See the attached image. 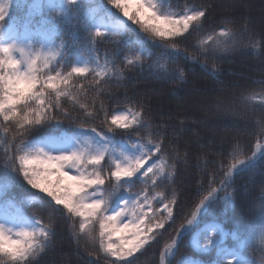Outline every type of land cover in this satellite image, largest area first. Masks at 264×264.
Segmentation results:
<instances>
[{
    "label": "snow or ice",
    "instance_id": "6c2138e0",
    "mask_svg": "<svg viewBox=\"0 0 264 264\" xmlns=\"http://www.w3.org/2000/svg\"><path fill=\"white\" fill-rule=\"evenodd\" d=\"M11 3L12 0H0V118L4 122L0 125L4 133L0 141L4 145V167L14 175L6 174V183L0 185V196H7V185L20 176L36 190L29 194L27 207L42 209L48 205L51 212L47 224L42 223L35 212L29 215L24 207L15 203L11 205L16 208L15 212L0 214V264H33L51 244L57 213L71 221L73 238L77 242L86 238L98 248L97 253L89 251V257L96 255L99 260L102 253L106 264H117V261L133 264V259L129 258H134L137 252L162 235L160 230L166 224L175 223L180 214L178 211L174 215L179 202L177 191H167L174 183L176 165L168 164L163 140L153 142V135L162 136V133L139 135L141 130L151 128L144 119V102L136 99L139 94L125 92L121 100L119 95L108 93L117 103L128 105L118 114L109 116L100 99L103 88L110 80L126 79V72L137 68L138 75L147 72L160 82L179 80L185 83V69H169L167 64H178L181 57L199 64L200 57L215 58L233 51L238 45L237 33L221 28L218 33L212 32L198 42V55H187L178 38L187 39L185 33L191 35L202 30L210 5L186 4L181 10L172 11L170 0H107L122 13V17L105 12V16L95 23L87 22L95 20L94 16L87 17L83 27L88 34V51L94 53L97 37H119L114 41L118 45L133 43L131 39H125L130 31L135 33L139 51L125 56L121 62L123 67L118 64L120 49L117 47L112 53L105 54L103 63L100 57L91 55L88 59L77 60L70 71L62 73L55 69V64L64 61L62 49L65 45H56V28L60 23H71L76 18L83 0H48L46 4L32 5L53 25L52 29L40 33L38 47L34 46L31 37L22 38L11 25ZM94 11L97 14L104 11L103 5H98ZM128 21L137 25L139 31L132 29ZM252 47H259V42L253 43ZM149 52L155 54L156 59L145 68L143 60ZM201 67L206 69L207 65ZM44 69L55 71V75L45 73ZM88 73H94L91 91L96 92L91 106L86 97L74 95L69 88L74 75ZM217 73L218 69L214 67L213 74ZM261 95L264 97V93ZM63 98L81 110L79 121L63 108ZM97 99H100L99 107L96 106ZM101 113L107 132L98 131L96 127L85 128L88 119H99ZM58 117L70 121L59 135L39 131L52 121L59 124ZM260 130L264 133V122L260 124ZM117 136L122 139L117 140ZM154 156L157 159L154 160ZM231 157L232 163L226 170L221 165L223 176L219 184L215 177L209 181L206 194L164 244L159 264H166V261L172 264L189 238L191 255L181 256L177 264H196L192 258L196 250H214V264H264V194L259 197L258 214L243 228L229 233L219 219L204 221V217H218L234 206V196L229 191L234 178L256 168L258 159L264 158V145L258 142L251 155L245 156L236 144ZM170 158L185 165L189 162L187 150L184 156L177 153ZM203 159H206L205 155L197 157L196 167ZM137 183L143 187L134 192ZM162 185L166 187L162 188ZM202 191L201 185L197 194ZM117 232L127 233L117 236L118 244L112 239ZM226 236H231L234 241L230 248L224 246ZM250 249L259 250V261L247 256ZM109 256L116 257V261L108 262ZM87 264L95 262L90 259Z\"/></svg>",
    "mask_w": 264,
    "mask_h": 264
},
{
    "label": "trees",
    "instance_id": "16d2710c",
    "mask_svg": "<svg viewBox=\"0 0 264 264\" xmlns=\"http://www.w3.org/2000/svg\"><path fill=\"white\" fill-rule=\"evenodd\" d=\"M47 2L48 0H12L10 6L11 25L22 38L31 37L36 47L40 43V33L52 29L53 25L43 12L37 13L32 5ZM101 4L104 11L97 14L94 10ZM186 4L198 7L210 5L206 18L203 20L202 30L192 32L191 35L185 33L187 39L178 38L182 50L187 55H198L196 48L198 42L212 32L218 33L221 28H228L237 33L238 45L235 50L223 55L218 54L215 58L200 57L199 64L183 57L179 58L178 64H167L169 69L176 67L185 69V83L179 80L160 82L150 77L147 72L138 75V68L129 70L125 74L126 79L110 80L104 86V94L100 97L111 116L118 114L128 105L123 102L117 103L114 98L107 95L108 93L119 95L121 100L125 92L129 95L139 94L136 95V99L144 102L146 106L144 119L151 124V128L141 130L139 135L146 137L150 132L162 133V136L153 135V142L162 139L168 164L176 165L174 183L167 188V191L171 192L173 189L177 191L179 202L174 208V215L178 211L180 214L176 216L175 223L166 224L164 229L160 230L162 235H158L155 241L138 254L133 259V264H159L160 251L164 244L175 234V229L184 222L185 217L190 214L202 195L206 194L209 181L215 177L216 184H219L223 170L232 163L233 147L239 144L243 155L250 156L255 150V145L264 140V133L260 130V124L264 122V97L261 95L264 93V69L260 68L264 66V0H170V10L179 11ZM113 8L107 0H83L82 7L74 20L71 23L62 22L58 25L55 43L58 47L61 43L65 45L62 49L65 59L62 63L55 64L56 70L67 73L74 62L88 59L91 55L100 57L103 63L105 54L112 53L117 47L120 49L118 64L123 67L121 63L123 58L139 51L140 45L135 42V33L131 31L125 39H131L133 43L118 45L114 41L119 40V37H97L94 53L88 51V34L83 27L86 18L94 16L95 20L87 22L95 23L101 16H105V12L112 11ZM128 24L132 29L139 31L137 25L131 22ZM255 42H259V47H252ZM154 51L158 52V50ZM155 59V54L146 53L143 60L144 67L147 68ZM205 64L206 69L201 67ZM214 67L218 69L215 75ZM43 71L55 75V71L47 69ZM93 79L94 73H88L85 76L74 75L69 86L74 95L80 98L86 97L90 106L92 98L96 96V92L91 91ZM100 99H97V107H99ZM62 105L79 121L82 112L74 106L72 101L63 98ZM58 119H60L59 124L57 121H52L39 131L54 136L59 135L70 121L60 117ZM3 123L0 118V125ZM76 126L73 125V127ZM90 127L107 132L104 114L101 113L99 119H88L85 128ZM116 132L120 130L116 129ZM3 135V129L0 127V137ZM135 135L133 133V138ZM116 139L120 140L122 137L117 136ZM196 141L199 143H195ZM3 150V142L0 141V185L6 183V174L14 175L4 167ZM186 150L188 165L183 162L177 163L170 158L177 153L184 156ZM200 155H205L206 159L200 160L199 167H196L197 157ZM221 165L224 166L223 170ZM201 185L203 191L197 194V189ZM142 187L143 185L137 183L133 191H139ZM161 187L165 188L166 185ZM6 191L7 196H0V214L15 212L16 208L11 206L15 203L24 207L29 215L35 212L42 223L47 224L51 207L48 205L42 209L27 207L29 194L36 190L31 189L22 177L16 176L14 181L7 185ZM229 191L233 193L234 206L218 217H204V221L219 219L223 222L225 230L232 232L236 228L247 226L249 221L258 214L259 197L264 194V158L258 159L255 169L236 175ZM221 195L223 196L224 193ZM45 199L50 198L45 197ZM54 219L55 234L51 244L33 264H87L90 259L95 264H106L102 253L99 260L96 255L88 256L89 251L97 253L98 248L86 238H81L79 242L73 238L71 221L60 217L58 213L55 214ZM115 234L112 237L114 241ZM190 241L191 238L181 246L172 264H177V261L185 254L191 255ZM115 242L118 244L117 241ZM233 243L229 242L228 245L232 247ZM247 256L260 260L258 249H250ZM192 258L211 264L215 262L216 253L214 250L208 252L196 250ZM107 261H116V257L109 256ZM117 264H124V262L117 261Z\"/></svg>",
    "mask_w": 264,
    "mask_h": 264
},
{
    "label": "rangeland",
    "instance_id": "374dc122",
    "mask_svg": "<svg viewBox=\"0 0 264 264\" xmlns=\"http://www.w3.org/2000/svg\"><path fill=\"white\" fill-rule=\"evenodd\" d=\"M109 13H111L114 17H116V16H120V17H122V13H120V11L118 10V9H114L113 11H111V12H109ZM126 19V18H125ZM105 22L107 23L108 22V20H107V18L105 17ZM261 69H264V66H262V67H260ZM200 106V105H199ZM261 144V143H260ZM262 145H264V144H262ZM153 159L155 160V159H157V157L156 156H154L153 157ZM127 233H121V232H117L116 233V235H115V240L119 243V240L117 239V236H124V235H126ZM232 239V237H230V236H226L225 238H224V240H223V243H224V246H226V247H228L227 246V241H228V239ZM147 246H145V248H146ZM144 248V249H145ZM144 249H142L140 252H142ZM140 252H137L136 254H135V256L137 255V254H139ZM134 256V257H135ZM129 259H133V257H130ZM196 262V264H203V263H201V262H199V261H195Z\"/></svg>",
    "mask_w": 264,
    "mask_h": 264
}]
</instances>
